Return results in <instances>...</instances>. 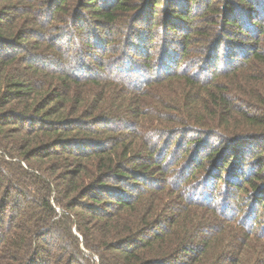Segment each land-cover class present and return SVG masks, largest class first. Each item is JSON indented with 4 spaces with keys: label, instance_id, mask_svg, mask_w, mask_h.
I'll list each match as a JSON object with an SVG mask.
<instances>
[{
    "label": "trees",
    "instance_id": "1",
    "mask_svg": "<svg viewBox=\"0 0 264 264\" xmlns=\"http://www.w3.org/2000/svg\"><path fill=\"white\" fill-rule=\"evenodd\" d=\"M262 157L264 0H0V264H264Z\"/></svg>",
    "mask_w": 264,
    "mask_h": 264
},
{
    "label": "rangeland",
    "instance_id": "2",
    "mask_svg": "<svg viewBox=\"0 0 264 264\" xmlns=\"http://www.w3.org/2000/svg\"><path fill=\"white\" fill-rule=\"evenodd\" d=\"M141 27L143 28L144 32H147L148 28H147L146 26H144L143 24H141ZM105 38H106V35L102 36V39H103V40H104ZM102 51H103V50H102ZM123 53L126 54L127 52L124 50ZM102 54H104V51H103V52H100V55H102ZM127 55H129V54H126V57H127ZM152 64L154 65L155 63L153 62ZM263 159H264V157H262L261 162H262ZM250 164H251V163H250ZM249 167H250V166H249ZM249 167L246 169V172L249 171Z\"/></svg>",
    "mask_w": 264,
    "mask_h": 264
}]
</instances>
